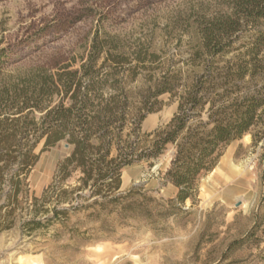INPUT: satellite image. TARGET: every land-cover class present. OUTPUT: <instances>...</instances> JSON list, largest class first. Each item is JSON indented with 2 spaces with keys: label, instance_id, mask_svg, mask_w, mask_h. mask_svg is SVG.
<instances>
[{
  "label": "rangeland",
  "instance_id": "374dc122",
  "mask_svg": "<svg viewBox=\"0 0 264 264\" xmlns=\"http://www.w3.org/2000/svg\"><path fill=\"white\" fill-rule=\"evenodd\" d=\"M229 9L227 0H0V51L6 52L0 63L1 116L23 106V94L32 95L44 77L66 65L80 67L95 43L103 46L96 64L100 76L118 70L132 96L164 73L181 80L199 70L192 52L203 21ZM250 34L242 31L234 45L248 42ZM109 53L127 60L115 68ZM57 98L47 94L42 103L54 105ZM158 99L159 108L142 122L143 132L165 125L178 109L177 94ZM31 109L20 114L38 119L41 112ZM65 143L40 154L16 202L8 204L7 180H1L0 264L264 263V110L248 132L223 146L215 167L198 178L185 201L176 200L175 186L164 177L169 148L152 165L123 169L120 193L126 197L117 210L99 216L71 211L64 224L48 220L51 211L41 212V223L29 225L34 198L70 153Z\"/></svg>",
  "mask_w": 264,
  "mask_h": 264
},
{
  "label": "trees",
  "instance_id": "16d2710c",
  "mask_svg": "<svg viewBox=\"0 0 264 264\" xmlns=\"http://www.w3.org/2000/svg\"><path fill=\"white\" fill-rule=\"evenodd\" d=\"M227 4L228 12L203 21L192 52L199 70L181 80L164 73L139 97L132 96L116 76L118 70L109 72L113 78L100 76L96 64L103 46L95 43L80 67L66 65L44 77L32 95L23 94L16 112L0 113V183L7 180L8 204L18 200L42 152L63 141L71 146L53 182L34 198L29 225L41 223L36 219L41 212L51 211L46 218L64 224L62 218L68 219L71 211L92 210L99 216L117 210L126 197L120 193L123 169L141 162L152 165L169 148L172 158L164 177L175 186L176 200L192 197L198 178L215 167L223 146L248 132L264 110V0ZM244 30L251 31L250 40L235 46ZM5 54L0 51V63ZM109 54L115 68L127 60ZM137 59H143L142 52ZM165 92L179 96L177 111L165 125L143 132L146 114L159 108L158 97ZM51 93L58 96L56 103L44 105ZM30 107L41 112L38 119L20 114ZM69 179L73 182L66 184ZM47 202L54 206L46 208ZM65 203L69 207H60Z\"/></svg>",
  "mask_w": 264,
  "mask_h": 264
},
{
  "label": "water",
  "instance_id": "95a60500",
  "mask_svg": "<svg viewBox=\"0 0 264 264\" xmlns=\"http://www.w3.org/2000/svg\"><path fill=\"white\" fill-rule=\"evenodd\" d=\"M66 147H70V144L68 142L65 143Z\"/></svg>",
  "mask_w": 264,
  "mask_h": 264
}]
</instances>
